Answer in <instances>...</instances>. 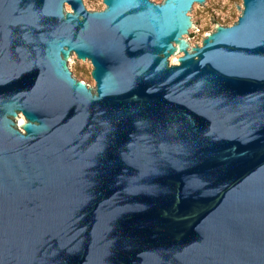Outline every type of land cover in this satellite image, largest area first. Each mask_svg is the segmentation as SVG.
I'll return each mask as SVG.
<instances>
[{"label": "water", "instance_id": "water-1", "mask_svg": "<svg viewBox=\"0 0 264 264\" xmlns=\"http://www.w3.org/2000/svg\"><path fill=\"white\" fill-rule=\"evenodd\" d=\"M102 4L0 0V264H264V0Z\"/></svg>", "mask_w": 264, "mask_h": 264}, {"label": "rangeland", "instance_id": "rangeland-1", "mask_svg": "<svg viewBox=\"0 0 264 264\" xmlns=\"http://www.w3.org/2000/svg\"><path fill=\"white\" fill-rule=\"evenodd\" d=\"M156 4L162 0H155ZM210 6L197 8L192 24L199 30L195 35L187 40L189 50L196 45L201 44L202 39L209 32H212L216 25L231 26L240 16L242 11V0H207ZM90 12L101 11L104 9L102 0H86ZM71 12V10H70ZM176 64V60H175ZM174 64V65H175ZM75 77L78 81L84 82L86 85L95 83L91 78V65H82L80 60H76L73 64Z\"/></svg>", "mask_w": 264, "mask_h": 264}]
</instances>
